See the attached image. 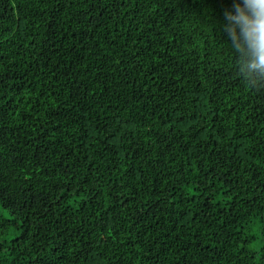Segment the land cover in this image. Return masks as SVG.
<instances>
[{
  "label": "trees",
  "instance_id": "16d2710c",
  "mask_svg": "<svg viewBox=\"0 0 264 264\" xmlns=\"http://www.w3.org/2000/svg\"><path fill=\"white\" fill-rule=\"evenodd\" d=\"M234 2L0 0V264H264Z\"/></svg>",
  "mask_w": 264,
  "mask_h": 264
},
{
  "label": "clouds",
  "instance_id": "9594fccd",
  "mask_svg": "<svg viewBox=\"0 0 264 264\" xmlns=\"http://www.w3.org/2000/svg\"><path fill=\"white\" fill-rule=\"evenodd\" d=\"M233 11L224 13V31L237 56L238 76L248 88L264 87V0L234 2Z\"/></svg>",
  "mask_w": 264,
  "mask_h": 264
}]
</instances>
